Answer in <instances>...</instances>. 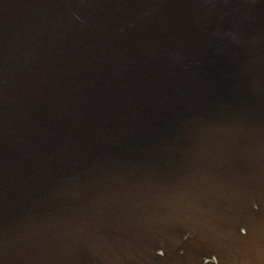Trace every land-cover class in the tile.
I'll list each match as a JSON object with an SVG mask.
<instances>
[{
  "label": "water",
  "instance_id": "95a60500",
  "mask_svg": "<svg viewBox=\"0 0 264 264\" xmlns=\"http://www.w3.org/2000/svg\"><path fill=\"white\" fill-rule=\"evenodd\" d=\"M0 264H264V0H0Z\"/></svg>",
  "mask_w": 264,
  "mask_h": 264
}]
</instances>
